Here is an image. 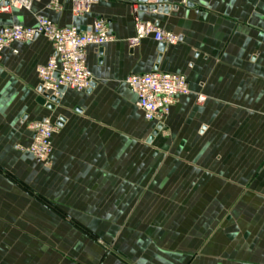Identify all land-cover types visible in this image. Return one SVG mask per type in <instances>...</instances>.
Here are the masks:
<instances>
[{
	"label": "crops",
	"instance_id": "obj_1",
	"mask_svg": "<svg viewBox=\"0 0 264 264\" xmlns=\"http://www.w3.org/2000/svg\"><path fill=\"white\" fill-rule=\"evenodd\" d=\"M50 1L0 27L43 14L84 32L103 18L115 41L87 49L91 89L66 90L53 109L38 103L48 41L2 51L0 264H264V0H165L161 13L99 0L80 18ZM135 15L178 44L130 47ZM150 72L190 89L152 139L157 124L124 83ZM43 119L57 126L48 165L27 151L26 127Z\"/></svg>",
	"mask_w": 264,
	"mask_h": 264
},
{
	"label": "built area",
	"instance_id": "obj_2",
	"mask_svg": "<svg viewBox=\"0 0 264 264\" xmlns=\"http://www.w3.org/2000/svg\"><path fill=\"white\" fill-rule=\"evenodd\" d=\"M71 4L73 17L86 15L99 0H64ZM156 4V0H148ZM32 0H0V15L14 10L30 11ZM47 9L60 12V0H51ZM138 8H134L137 13ZM35 26L12 25L0 27V55L5 48L15 43L31 42L43 37L51 46V55L47 61L37 68L39 80V97L45 101L53 98L59 101L66 90L83 93L91 89L94 77L86 62V51L89 47L100 48L115 41L110 33L108 23L103 18L95 19L88 31H80L77 27H60L43 14L35 15ZM135 35L129 41L134 47L147 37L165 46L178 44L179 37L163 31L156 24L134 18ZM126 87L135 95L136 106L145 121L162 125L170 115L172 107L180 97L190 94L187 79L183 75L150 72L132 74L124 80ZM202 97H198L201 101ZM32 135V142L27 151L39 162L46 165L52 157V136L57 126L49 119L31 122L26 127Z\"/></svg>",
	"mask_w": 264,
	"mask_h": 264
},
{
	"label": "water",
	"instance_id": "obj_3",
	"mask_svg": "<svg viewBox=\"0 0 264 264\" xmlns=\"http://www.w3.org/2000/svg\"><path fill=\"white\" fill-rule=\"evenodd\" d=\"M139 1V3L141 4V6L139 7V10L140 11H143V12H146V11H157L158 13H161V12H167L168 11V8H164L162 5H161V3L162 2H165V0H156L157 1V3L156 4H150V5H147V2H148V0H138ZM166 46L165 45H163V44H160L159 45V52H162L163 50H164V48H165ZM38 103L40 104V105H46V107L48 108V109H53V105H51V104H46V101H45V99L44 98H39V100H38ZM50 103H57V101H55L53 98H51L50 99ZM162 129V125H157L156 126V128H155V130L153 131V133H152V136H151V138L150 139H152V137H154L155 135H157L158 134V132L160 131ZM149 139V140H150Z\"/></svg>",
	"mask_w": 264,
	"mask_h": 264
},
{
	"label": "rangeland",
	"instance_id": "obj_4",
	"mask_svg": "<svg viewBox=\"0 0 264 264\" xmlns=\"http://www.w3.org/2000/svg\"><path fill=\"white\" fill-rule=\"evenodd\" d=\"M56 213H57V212H56ZM57 214H59V213H57ZM60 216L63 217V218H65L62 214H60Z\"/></svg>",
	"mask_w": 264,
	"mask_h": 264
}]
</instances>
